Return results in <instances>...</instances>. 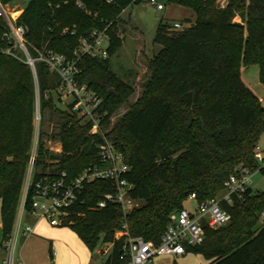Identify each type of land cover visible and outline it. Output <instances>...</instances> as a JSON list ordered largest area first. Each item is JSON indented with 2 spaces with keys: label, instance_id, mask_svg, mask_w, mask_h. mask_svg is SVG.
Here are the masks:
<instances>
[{
  "label": "trees",
  "instance_id": "obj_1",
  "mask_svg": "<svg viewBox=\"0 0 264 264\" xmlns=\"http://www.w3.org/2000/svg\"><path fill=\"white\" fill-rule=\"evenodd\" d=\"M10 4L12 0H1ZM110 1V2H108ZM144 0H30L17 20L28 27L35 47H47L71 57L80 36L107 29L108 59L82 58L78 81L101 100L107 137L115 142L130 172L132 197L141 207L123 215L118 206L95 210L110 183L86 184L82 203L70 213L68 226L90 252L113 244L106 264H123L125 238L115 234L126 225L132 238L159 245L170 215L185 209L191 195L201 204L218 197L240 167L255 169L254 154L264 134V107L243 83L242 67L257 65L264 85V0H159L191 9L196 21L175 29L159 24L155 43L161 49L147 60L148 80L139 99L114 123L112 117L128 104L135 90L116 75L110 57L123 38L118 21L127 7ZM77 2L82 6L78 7ZM240 22H236V17ZM76 27V36L61 35ZM0 20V215L3 240L13 230L28 167L33 132L34 84L22 61L5 55L9 48ZM33 53L32 50H30ZM41 93H50L58 78L37 65ZM43 112L58 115L62 151L39 150L38 171L56 169L74 179L98 163L99 136L89 126L61 110L52 97L42 101ZM58 124V122H57ZM26 208L30 209V202ZM230 221L218 229L205 227L201 245L188 252L207 264H264V192L250 188L242 198L222 203ZM2 240V241H3ZM53 261V251L49 249Z\"/></svg>",
  "mask_w": 264,
  "mask_h": 264
},
{
  "label": "built area",
  "instance_id": "obj_2",
  "mask_svg": "<svg viewBox=\"0 0 264 264\" xmlns=\"http://www.w3.org/2000/svg\"><path fill=\"white\" fill-rule=\"evenodd\" d=\"M158 11L164 10L159 0H146ZM220 3L225 7V1ZM110 2V1H108ZM82 4L78 3V7ZM20 17L9 13L8 6L0 0V20L7 26L3 38L9 48L3 54L22 61L31 71L34 84V112L31 148L28 167L24 179L21 199L12 233L2 241L5 259L0 264H19L16 259L17 246L22 238L34 232L33 224L26 219L45 221L49 226L60 228L72 225L70 213L79 203H82L86 184L94 181L110 183L112 190L102 195L95 204V210L107 209L110 205L118 206L123 215H127L141 207V201L132 197L133 185L126 180L130 172L123 155L116 150L115 142L107 137L106 114L101 112L102 100L88 87L78 81L82 58L108 59L110 36L107 29L92 30L80 36L78 46L71 57L56 53L47 47H35L28 38L29 29L17 24ZM181 29L179 23L173 25ZM61 35L76 36V27H67ZM33 51V53L30 52ZM44 64L48 71L57 76L58 81L50 93H41L37 65ZM53 98L54 103L64 111L75 116L81 125L89 126V134L99 136L98 163L92 164L74 179H69L66 172L56 169L38 171L36 164L39 150L43 148L53 154H60L62 144L58 133L44 135V112L42 101ZM60 105H64L62 108ZM255 169L240 167L225 183L223 192L216 198L201 204H196L192 211L182 209L170 215L169 225L158 246L152 247L141 237L132 238L126 225L115 234L116 240L125 238L123 254L120 257L123 264H152L156 257L183 256L189 254L188 247L201 245L205 239V227L218 229L230 221V214L222 208V203H230L233 196L243 197L250 187L251 179L257 172H264V153L259 148L254 154ZM195 195L189 197L195 201ZM30 202V209L26 208ZM264 219V213L262 214ZM113 244H105L98 252L109 255Z\"/></svg>",
  "mask_w": 264,
  "mask_h": 264
},
{
  "label": "rangeland",
  "instance_id": "obj_3",
  "mask_svg": "<svg viewBox=\"0 0 264 264\" xmlns=\"http://www.w3.org/2000/svg\"><path fill=\"white\" fill-rule=\"evenodd\" d=\"M29 1L12 0L10 4H7L9 13L14 16V14L19 12V15H21L22 13L20 12H23ZM222 2V0H218L219 4ZM78 3L81 2H77V6ZM161 3L164 5L163 11H158L156 7L151 6L144 0L127 7L120 15L118 35L123 38V44L121 49L110 57V66L111 70L118 76H123L125 71L133 72L132 74H127L124 79L132 86L135 92L129 99L128 104L119 109L116 115L112 117L113 123L142 94L143 86L149 78L147 60L151 59L161 49L155 43L159 24L162 22L173 27L175 23H179L184 28L196 21V16L191 9L174 3ZM235 21L240 22L238 16L235 18ZM241 78L243 83L259 98L264 107V85L259 80V67L257 65L242 67ZM60 106L64 108V105ZM44 119L45 137L52 133H59L60 120L58 115L47 111L44 112ZM258 148L259 151L264 153V134L260 138ZM249 188L254 193L264 192V172H257L253 175ZM195 206V201L190 199L184 205L185 209L189 212ZM57 231L53 237L46 239L47 242H45V246H47V243L50 244L48 240L52 241L55 264H106L109 255L100 254L98 252L99 248L94 252H90L69 227H60L57 228ZM35 241L37 244L31 248L32 251H29L28 248L26 249L27 255L30 253L37 254L38 252L41 255L42 253L46 259L45 263L49 264V252H45L42 248L44 246L42 243L44 242ZM19 244L17 246L16 259L18 257ZM152 264H207V262L201 255L189 253L183 256L156 257L152 261Z\"/></svg>",
  "mask_w": 264,
  "mask_h": 264
},
{
  "label": "crops",
  "instance_id": "obj_4",
  "mask_svg": "<svg viewBox=\"0 0 264 264\" xmlns=\"http://www.w3.org/2000/svg\"><path fill=\"white\" fill-rule=\"evenodd\" d=\"M226 2L227 0L225 1V4ZM0 208H1V204H0ZM26 220L29 223L33 224L34 232L33 234L21 239L19 248H18V257H17L18 260L17 261L19 264H46L45 263L46 259L42 255V253L40 255L39 252L37 254H33L29 252L30 254L27 255L26 249L28 248V250L30 251L31 248L33 246H36L37 244L35 240H39L40 242H44L42 243L44 245V246L42 245L43 246L42 248L44 249V251L49 252V249L53 248L52 241L48 240L50 244L47 243V246H45V242H47L46 239L53 237V235H55L58 232L57 228L49 226L48 223H46L45 221H36L29 217ZM2 240H3V233H2V223H1V215H0V263L5 259V252L3 251L1 247ZM53 258H54V255H53ZM49 262H50L49 264H55L54 259L53 261H51L49 258Z\"/></svg>",
  "mask_w": 264,
  "mask_h": 264
},
{
  "label": "bare ground",
  "instance_id": "obj_5",
  "mask_svg": "<svg viewBox=\"0 0 264 264\" xmlns=\"http://www.w3.org/2000/svg\"><path fill=\"white\" fill-rule=\"evenodd\" d=\"M19 15V12L18 13H16V14H14V17H16V16H18Z\"/></svg>",
  "mask_w": 264,
  "mask_h": 264
}]
</instances>
